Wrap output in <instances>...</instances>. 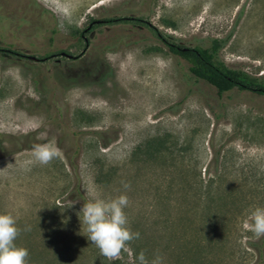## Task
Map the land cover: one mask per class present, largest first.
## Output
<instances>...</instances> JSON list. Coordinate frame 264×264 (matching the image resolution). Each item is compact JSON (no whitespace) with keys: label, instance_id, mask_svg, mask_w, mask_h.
Returning <instances> with one entry per match:
<instances>
[{"label":"rangeland","instance_id":"obj_1","mask_svg":"<svg viewBox=\"0 0 264 264\" xmlns=\"http://www.w3.org/2000/svg\"><path fill=\"white\" fill-rule=\"evenodd\" d=\"M158 33L218 39L227 66L264 81V0H0V211L17 216L28 264H264L250 230L264 95H219ZM39 133L61 152L46 165ZM86 188L128 197L140 235L117 259L84 235Z\"/></svg>","mask_w":264,"mask_h":264},{"label":"clouds","instance_id":"obj_2","mask_svg":"<svg viewBox=\"0 0 264 264\" xmlns=\"http://www.w3.org/2000/svg\"><path fill=\"white\" fill-rule=\"evenodd\" d=\"M37 139L44 142L32 145L34 162L46 165L61 155L54 139L48 140L46 133H39ZM85 190L92 198L84 202L77 212L81 225L86 226L84 235L99 249L101 255L110 260L117 259L122 251H128L127 243L140 235L128 227L124 211L128 206V197L120 194L105 200L96 197L94 189ZM250 216V230L257 237L264 235V206L255 207ZM19 231L17 216L12 212L0 211V264H28V249L15 243ZM136 261L138 264H148L143 252L136 256ZM152 264H159V258Z\"/></svg>","mask_w":264,"mask_h":264},{"label":"trees","instance_id":"obj_3","mask_svg":"<svg viewBox=\"0 0 264 264\" xmlns=\"http://www.w3.org/2000/svg\"><path fill=\"white\" fill-rule=\"evenodd\" d=\"M158 36L173 55L189 60V72L194 79L204 81L214 87L219 95L233 89L264 95L263 80L244 70L231 68L219 58V51L223 45L222 41L213 39L208 46L187 47L170 42L159 33ZM0 50L7 51L2 48ZM8 51L14 54L18 53L12 50ZM259 250L261 257H263V246Z\"/></svg>","mask_w":264,"mask_h":264},{"label":"water","instance_id":"obj_4","mask_svg":"<svg viewBox=\"0 0 264 264\" xmlns=\"http://www.w3.org/2000/svg\"><path fill=\"white\" fill-rule=\"evenodd\" d=\"M62 54L66 55V56L69 57V58L73 56V55H71V54H67V53H65V52H63ZM30 58H31V59H35V60L38 59V58L35 57V56H30Z\"/></svg>","mask_w":264,"mask_h":264},{"label":"flooded vegetation","instance_id":"obj_5","mask_svg":"<svg viewBox=\"0 0 264 264\" xmlns=\"http://www.w3.org/2000/svg\"><path fill=\"white\" fill-rule=\"evenodd\" d=\"M61 55H63V56H66V55H64V54H61ZM67 57V56H66ZM73 57V56H72ZM72 57H70V58H72Z\"/></svg>","mask_w":264,"mask_h":264}]
</instances>
